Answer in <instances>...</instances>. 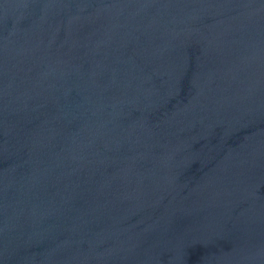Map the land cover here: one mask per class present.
<instances>
[{
	"label": "water",
	"instance_id": "obj_1",
	"mask_svg": "<svg viewBox=\"0 0 264 264\" xmlns=\"http://www.w3.org/2000/svg\"><path fill=\"white\" fill-rule=\"evenodd\" d=\"M0 264H264V0H0Z\"/></svg>",
	"mask_w": 264,
	"mask_h": 264
}]
</instances>
